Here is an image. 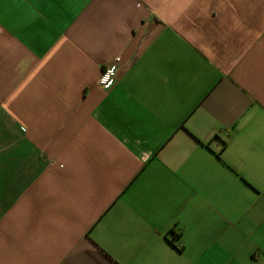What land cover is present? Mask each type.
Returning a JSON list of instances; mask_svg holds the SVG:
<instances>
[{
	"label": "crops",
	"instance_id": "crops-1",
	"mask_svg": "<svg viewBox=\"0 0 264 264\" xmlns=\"http://www.w3.org/2000/svg\"><path fill=\"white\" fill-rule=\"evenodd\" d=\"M0 264H264V0H0Z\"/></svg>",
	"mask_w": 264,
	"mask_h": 264
},
{
	"label": "built area",
	"instance_id": "built-area-1",
	"mask_svg": "<svg viewBox=\"0 0 264 264\" xmlns=\"http://www.w3.org/2000/svg\"><path fill=\"white\" fill-rule=\"evenodd\" d=\"M121 58L117 57L112 63L106 65L99 78V85L103 89H111L119 80Z\"/></svg>",
	"mask_w": 264,
	"mask_h": 264
},
{
	"label": "trees",
	"instance_id": "trees-1",
	"mask_svg": "<svg viewBox=\"0 0 264 264\" xmlns=\"http://www.w3.org/2000/svg\"><path fill=\"white\" fill-rule=\"evenodd\" d=\"M218 156L220 157V153H218Z\"/></svg>",
	"mask_w": 264,
	"mask_h": 264
}]
</instances>
